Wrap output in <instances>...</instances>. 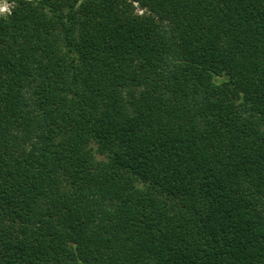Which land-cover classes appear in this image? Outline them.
I'll return each instance as SVG.
<instances>
[{"label": "trees", "instance_id": "trees-1", "mask_svg": "<svg viewBox=\"0 0 264 264\" xmlns=\"http://www.w3.org/2000/svg\"><path fill=\"white\" fill-rule=\"evenodd\" d=\"M0 264H264V0H10Z\"/></svg>", "mask_w": 264, "mask_h": 264}, {"label": "rangeland", "instance_id": "rangeland-1", "mask_svg": "<svg viewBox=\"0 0 264 264\" xmlns=\"http://www.w3.org/2000/svg\"><path fill=\"white\" fill-rule=\"evenodd\" d=\"M12 2L10 0H0V16L9 13Z\"/></svg>", "mask_w": 264, "mask_h": 264}]
</instances>
